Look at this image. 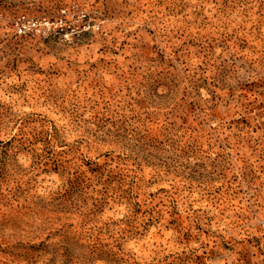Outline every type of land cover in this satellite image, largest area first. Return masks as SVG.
I'll use <instances>...</instances> for the list:
<instances>
[{"label": "rangeland", "instance_id": "rangeland-1", "mask_svg": "<svg viewBox=\"0 0 264 264\" xmlns=\"http://www.w3.org/2000/svg\"><path fill=\"white\" fill-rule=\"evenodd\" d=\"M0 264H264V0H0Z\"/></svg>", "mask_w": 264, "mask_h": 264}, {"label": "built area", "instance_id": "built-area-1", "mask_svg": "<svg viewBox=\"0 0 264 264\" xmlns=\"http://www.w3.org/2000/svg\"><path fill=\"white\" fill-rule=\"evenodd\" d=\"M14 28L19 35L42 33L45 29L50 28V22L46 20L42 21V19L22 14L14 20Z\"/></svg>", "mask_w": 264, "mask_h": 264}]
</instances>
